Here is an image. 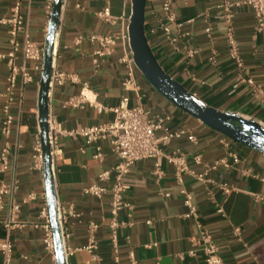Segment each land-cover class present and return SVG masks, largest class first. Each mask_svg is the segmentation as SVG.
Returning a JSON list of instances; mask_svg holds the SVG:
<instances>
[{"label": "crops", "instance_id": "0c3cea01", "mask_svg": "<svg viewBox=\"0 0 264 264\" xmlns=\"http://www.w3.org/2000/svg\"><path fill=\"white\" fill-rule=\"evenodd\" d=\"M224 0H187L174 2L176 25L171 35L177 39L169 45L159 29L158 19L163 0L148 2L145 33L149 45L165 73L183 85L206 106L236 114L264 127V38L255 33L256 20L251 7L235 9L233 31L243 62L242 72L230 56L226 24L220 5ZM242 3L244 0H227ZM53 0H0V132L2 107L6 103L7 55L11 52V24L4 20L20 4L24 35L44 49ZM109 7L114 23L98 15ZM132 15L131 0H65L56 36L53 71L71 76L61 85L53 84L49 93V115L62 124L66 132L112 122L111 112L99 114L85 104L73 107L69 102L84 92L97 104L118 106L125 95L122 81L126 66L121 63L131 52L128 28ZM208 28L211 32L208 33ZM93 37H111V52L98 56L101 46ZM187 50H195L193 57ZM17 65L23 64L22 53ZM27 67L33 82L22 89L18 80L11 103V134L2 138L1 148L9 147L7 169L2 174L4 186L0 226L8 220L12 204L20 206L17 225L6 235L12 252L8 264H56L55 253L44 245V219L47 208L43 169H39L36 150L39 133V89L41 75ZM242 73V74H241ZM136 79L141 98L129 93L130 105L140 103L160 115L171 116L172 130H189L198 139L192 144L185 138L163 147L166 155L180 150L185 154L190 173L176 177L175 167L161 158L162 176L156 175V159L137 162L124 177L129 187L125 200L131 209L119 212L117 250L111 240V206L109 197L85 196L91 185H100L99 175L110 170L118 159L109 141L86 146L81 137L58 138L62 156L53 165L58 205L73 206L65 229L69 234L65 252L68 264H129L133 252L136 264H206L198 244L201 233L210 234L225 264H264V154L240 145L178 109L161 96L138 71ZM252 79L254 86L241 82ZM21 95V96H20ZM101 149L102 160L95 158ZM199 156L201 164L194 158ZM228 189V193L225 192ZM193 197L196 217L186 218L181 190ZM34 195L35 199L29 196ZM221 210V212H220ZM97 226L91 234L90 226ZM6 238V237H5ZM5 238L0 239L3 241ZM91 241L95 248L88 250ZM0 264H6L0 252Z\"/></svg>", "mask_w": 264, "mask_h": 264}, {"label": "built area", "instance_id": "2783aa9c", "mask_svg": "<svg viewBox=\"0 0 264 264\" xmlns=\"http://www.w3.org/2000/svg\"><path fill=\"white\" fill-rule=\"evenodd\" d=\"M156 0H148V2H155ZM187 0H163L161 16L158 19L159 29L164 34L165 39L169 45L175 48L177 39L171 35V27L176 25V14L172 8L174 2ZM247 5L252 8L256 26L255 33L257 36L264 38V0H244L242 3H232L224 0L220 5L223 18L226 24V39L230 49V56L236 62L240 72L243 71V62L239 55L238 44L234 35L232 21L234 18L235 9L241 5ZM51 5L49 10H51ZM103 21L107 23H114L115 18L111 15L109 7L105 8L99 15ZM4 23L11 24L12 28L9 32L11 52L6 56L8 59L9 75L7 78V93L5 95L6 103L2 107V129L1 136L3 139H8L11 134V127L13 124V117L10 112L11 103L16 95L18 80H21L22 89L33 82L30 74V69L27 67L28 62H32V70L42 74L43 69V56L44 49H41L37 44L32 42L27 35H24V42L21 45L19 37L25 32L24 18L20 13V4H16L12 9L11 16L4 20ZM208 33L211 29L208 28ZM92 40H97L101 46V50L97 53L98 56H104L111 52V47L115 46V40L111 37H93ZM22 53L23 64L17 65V54ZM197 54L195 50H187V56L193 57ZM121 63L126 66V76L122 81V89L125 95L121 98L119 104L115 108H107L96 103L92 96L81 94L80 98L72 100L69 105L73 107H83L88 104L96 109L99 114L111 112L114 115L112 122L101 124L92 127H85L80 130H73L66 132L62 124L55 120L53 117L48 116L49 127V140L51 148V157L53 165L62 156L58 138L61 135H68L72 137H81L85 141L86 146H96L101 141H109L113 152L115 153L118 163L110 170H104L99 175L100 185H91L84 189L85 196H92L98 199L109 197L112 222L111 240L114 249L117 250V230L121 224L118 222V215L124 209H131L130 204L125 200V194L129 187L124 183V177L128 175L132 167L140 161L156 159V175L161 177V158H164L168 164L175 167L176 177L179 183H182V176L190 173L189 166L185 154L180 150H175L172 154L166 155L163 147L169 146L173 141L185 138L188 142L197 145V137L189 130H172L171 116L165 114L160 115L146 109L140 103L134 106L130 105L129 93H134L137 99L141 98V88L137 82L135 72L137 70L136 64L133 59L132 51L125 54L121 59ZM242 74V73H241ZM71 80V76L64 75L60 72L53 71L50 83V89L53 84L61 85L67 80ZM241 82H245L250 86H254L252 79L240 78ZM21 96V95H20ZM36 150L38 152L37 161L39 169H43L42 164V149L40 139L37 142ZM9 154V147L6 144L0 150V173L7 169V157ZM96 159L102 160L101 149L97 148ZM196 164H201L199 156L194 158ZM228 193V189H224ZM4 186L0 182V211L3 206ZM183 197V204L188 209L186 218L196 217V207L193 204L192 195L186 190H181ZM30 199H35L34 195L29 196ZM221 212V210H220ZM20 214V206L12 204L8 220L5 222L4 227L8 232L11 227L17 225L18 216ZM59 222L62 229V238L64 247L69 239V234L65 229V223L68 216H73V206L69 205L61 207L58 205ZM44 219V245L48 252L54 254V242L52 236V229L50 225L48 209L44 208L41 213ZM97 226L91 225L90 232L93 234ZM198 244L204 254L206 264H225L219 254L218 246L213 241L210 234L201 233L198 238ZM95 248L94 241H91L88 250ZM0 252L2 253L6 264L10 262L12 247L8 239V235L3 241H0ZM129 264H136L135 255L131 251L128 254ZM116 263L120 264L116 258Z\"/></svg>", "mask_w": 264, "mask_h": 264}, {"label": "water", "instance_id": "95a60500", "mask_svg": "<svg viewBox=\"0 0 264 264\" xmlns=\"http://www.w3.org/2000/svg\"><path fill=\"white\" fill-rule=\"evenodd\" d=\"M65 0H53L44 46L43 69L40 78L38 111L42 149L43 177L47 209L52 229L56 264H68L59 222L53 162L49 140V93L53 72L56 36ZM148 0H131L132 15L128 28L129 44L138 71L147 82L178 109L200 120L226 138L264 154V127L236 114L224 113L206 106L183 85L164 72L154 55L145 33V11Z\"/></svg>", "mask_w": 264, "mask_h": 264}, {"label": "trees", "instance_id": "16d2710c", "mask_svg": "<svg viewBox=\"0 0 264 264\" xmlns=\"http://www.w3.org/2000/svg\"><path fill=\"white\" fill-rule=\"evenodd\" d=\"M1 143H2V136L0 134V150H1ZM2 181V174L0 173V182ZM6 237V231L5 229L0 226V239H3Z\"/></svg>", "mask_w": 264, "mask_h": 264}]
</instances>
